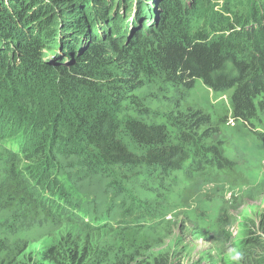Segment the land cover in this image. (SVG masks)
Wrapping results in <instances>:
<instances>
[{"label":"trees","instance_id":"16d2710c","mask_svg":"<svg viewBox=\"0 0 264 264\" xmlns=\"http://www.w3.org/2000/svg\"><path fill=\"white\" fill-rule=\"evenodd\" d=\"M225 1L232 16L212 0H0V264H182L141 238L162 226L185 167L187 180L248 185L224 149L229 112L185 99L169 112L174 131L125 103L145 110L135 93L158 78L186 93L201 80L263 141L250 122L264 111V5ZM232 211L183 222L237 252L193 264H264V212L235 244Z\"/></svg>","mask_w":264,"mask_h":264},{"label":"rangeland","instance_id":"374dc122","mask_svg":"<svg viewBox=\"0 0 264 264\" xmlns=\"http://www.w3.org/2000/svg\"><path fill=\"white\" fill-rule=\"evenodd\" d=\"M259 1L260 4L264 5V0ZM213 4L215 10H222L223 6L226 5V1L214 0ZM135 94L142 101L145 110L137 102L125 103L126 106H129L128 112L133 117L150 123L165 124L169 127H171L168 118L169 112L178 102L183 104L185 99L191 102L192 105L203 108L209 113L213 112L215 117H219L225 110L229 112L228 121L231 128H224L225 142L227 143L224 149L230 158H235L237 153L240 154V158L237 160L240 161L238 171L251 178L250 185L234 186L229 181H220L217 184L216 182L204 180L201 176H195V178L187 180L184 178L185 170L176 173L174 185L169 186L173 191V193H169V200L172 205L161 218L160 225L162 226L155 231H146L141 241L146 239L150 244H156V247L160 248L158 252H164L171 248L174 251L176 260L178 262L181 260L182 264H193L194 261L202 258L206 259L211 251L216 259L221 256L225 263H232L237 253L235 247L229 245L228 248L225 246L221 252L216 250V245L209 237L213 234L212 229L205 226L207 232L196 233L192 237L189 236L186 229H182L181 233L180 228H183L181 226L183 222L187 229L192 228L197 223L200 226L210 223L212 219H208V216L216 213L219 207L224 204L225 208L227 210L231 208L238 218L235 231H233L234 239L244 236L241 228L244 227L245 220L252 224L264 212V179L261 176L260 180L256 181L257 178L251 177L252 173L257 171L264 174V141L258 139L254 134L240 130L244 127V124L236 121L231 116L230 94H218L204 85L201 80H197L195 86L188 93L173 86L170 82L159 80L153 82L152 85L147 84L138 89ZM260 117L262 119L260 121L261 128L264 131L263 110L260 111ZM233 119H235V125L232 124ZM122 136L126 139L123 133ZM263 137L262 139H264ZM94 189L99 194L101 193L100 184L98 187L93 185L91 190ZM38 228L41 229V227ZM46 228L48 227L46 226ZM48 229L51 230V228ZM59 231V229H56L53 233ZM107 238V236H104L95 240L104 241ZM52 239L51 236L47 237L46 233L42 236V239H36L30 248H34V251L39 252L38 249L49 245Z\"/></svg>","mask_w":264,"mask_h":264},{"label":"clouds","instance_id":"9594fccd","mask_svg":"<svg viewBox=\"0 0 264 264\" xmlns=\"http://www.w3.org/2000/svg\"><path fill=\"white\" fill-rule=\"evenodd\" d=\"M236 0H233V2H235ZM212 2L214 3V0H212ZM247 2V0H244V3H246ZM225 7L223 6V9L222 10H215V8H214V10H215V12H219V13H222V14H225V15H229V16H232V13H230V12H228V11H226L225 9H224ZM247 9L245 8V11H246ZM159 80H161L160 78H158L156 81H159ZM162 82H164L163 80H161ZM205 85V84H204ZM207 86V85H206ZM208 87V86H207ZM208 88H210V87H208ZM216 92V91H215ZM218 93V92H217ZM219 94V93H218ZM142 105H143V103H142ZM232 109H231V107H230V113H231V116H232V111H231ZM263 110V109H262ZM259 112H258V115H257V117L256 118H254V119H252L251 120V125H252V129L255 131V132H261L263 135L262 136H264V131H262L263 129L261 128V124H260V121L262 120L261 119V117H260V111H261V109H259L258 110ZM169 116H170V114L168 115V118H169ZM232 118H234L233 116H232ZM169 121H170V119H169ZM171 123V122H170ZM232 124L233 125H235L236 124V122H235V119H233L232 120ZM243 124H244V127H242V129H240V130H245V131H247V130H249L250 131V129L246 126V124L243 122ZM263 125V124H262ZM250 127V126H249ZM251 128V127H250ZM171 129L172 130H174L172 127H171ZM175 131V130H174ZM253 134V133H252ZM262 138V137H261ZM264 138V137H263ZM263 141H264V139H263ZM237 168H239V164H237ZM183 170H185V176H187V169H186V167L185 168H183ZM195 176H200V175H195ZM194 176V177H195ZM248 185H250V181H249V183H248ZM248 185H244V186H248ZM257 222V221H256ZM236 224V223H235ZM245 230H246V228H245V226L244 227H242L241 228V231H242V233L244 234L245 233ZM248 230V229H247ZM234 231H235V227H234ZM256 231H257V233L258 234H260L263 238H264V232H262V231H260L258 228L256 229ZM233 235H234V232H233ZM243 236L242 237H237V238H235L234 239V242H235V244H239V243H241V240H243ZM219 253V252H218ZM219 254H221V253H219ZM220 258H221V256H220Z\"/></svg>","mask_w":264,"mask_h":264}]
</instances>
